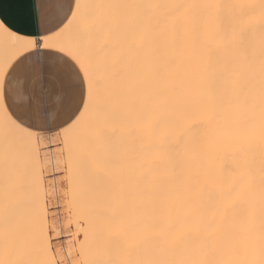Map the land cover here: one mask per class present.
<instances>
[{
    "label": "bare ground",
    "instance_id": "bare-ground-1",
    "mask_svg": "<svg viewBox=\"0 0 264 264\" xmlns=\"http://www.w3.org/2000/svg\"><path fill=\"white\" fill-rule=\"evenodd\" d=\"M77 2L88 6L82 13L103 21L94 32L97 43H84L78 16L48 36L43 43L49 47L42 45L93 63L104 85L100 107L62 133L67 164L42 156L43 140H32L29 156V130L4 108L7 68L36 47L33 38L0 28V260L57 264L74 257L72 246L55 252L52 239L70 234L69 227L57 226L59 220L74 217L77 231V210L49 219L44 203L29 213L31 207L11 198L44 192V174L66 165L76 173L81 161L94 174L130 180L122 205L133 200V254L149 249L152 262L162 264L264 257L258 250L264 248V0ZM18 181L23 185L12 184ZM88 234L86 241L94 233Z\"/></svg>",
    "mask_w": 264,
    "mask_h": 264
},
{
    "label": "rangeland",
    "instance_id": "rangeland-1",
    "mask_svg": "<svg viewBox=\"0 0 264 264\" xmlns=\"http://www.w3.org/2000/svg\"><path fill=\"white\" fill-rule=\"evenodd\" d=\"M43 57H44V64L46 66H50L54 60L59 59L61 56L57 57V56L48 55V54L43 53ZM46 78H47V84H48V97H49V100L51 102L50 103L51 125H50V129L48 131L43 132V133L38 135L40 137V140H43L46 143V146L41 147L39 152L42 156H45V154L47 153L46 157L49 159H51V158L54 159L56 157H60V159H62L63 162L67 164L70 154H69V151L64 146V143L62 140L63 131H61V128H60V125L62 124V118H58V113L61 112V105L58 102V100L56 99V97L53 95V87L55 86L56 90L58 91L59 90V84L55 81V78L47 71H46ZM50 141H51V146H49ZM57 143H59L61 145L60 148L56 147ZM61 149H63L62 154H61ZM50 150L52 151V153ZM71 159H72V156H71ZM49 162H51V160ZM118 164L116 163V165H118ZM80 166H81V163H80ZM80 166L77 168V172L73 173V174L71 173L72 172V166H71V170L67 171V169H68V168H66L67 165L64 167V169H62L63 170L62 176L57 174L54 177L52 172H51V174H44L45 175L44 176V182L46 184V190H44L45 193L44 192H41V193L21 192L18 195L12 197L11 201L18 199L19 203L26 204L28 207H31L32 210H30L29 213L35 211L37 206L44 203L45 208H46L45 212H46V215L48 216L49 219L57 218V215L59 213L63 212L65 209H69L70 207L72 209L77 210V212L80 214V218L77 220L78 221L81 220V221H79L80 226L77 229V231H76L75 226H74V223L76 221V219L74 217H72L68 220H59L57 222V226L60 229L63 230L67 226V227H70L71 232L69 235H65V236L63 235V236L59 237L58 239L54 240L52 242L53 250L55 252H57V251L64 252L67 250L68 246H72L73 249L75 248L74 249L75 252L73 253L74 255H72L74 257H71L70 261H69V259H64V260L57 261V264H71V262H74V261H81V262L87 261V262H89V264H115V262H116V264H127L128 260L130 261L129 264H135L136 262L134 259H136V256L138 259L137 260L138 264H151L150 262L153 261V259H152L153 256L150 257L151 253L149 254V249H144L143 251L140 252L141 253L140 256H138L136 254H133L134 249L131 250V247L133 246V244L128 243L129 238H131L132 237L131 235H133V230H132L133 228L132 227H134V223H135V220H134V218H132L133 216L131 215L133 212L132 208H131L132 206H130L132 204L133 200L130 201V203H129L130 205L128 204L129 206L127 205V207L126 206L123 207L122 201H123L124 195L127 192H129V190H130L129 185H128L130 180L129 179L123 180L122 178H120V179L109 178L108 179V177L104 176V174H98V173L94 174L92 171L87 169L88 166L86 167V165L84 166L85 168L82 166L80 167ZM114 167H115V165H114ZM80 169H82L81 170L82 172H80ZM84 170H87V171H84ZM114 172H113V175H114ZM116 174H119V172ZM94 179L97 182H95ZM85 180H86V182H85ZM53 181L57 182V185H54L52 187L51 184L53 183ZM19 182H21L20 185H19ZM16 183L17 182L12 183V184H14L17 187H20L21 185H23V181H18V183L17 184ZM85 186L87 187V189ZM42 193H44V195ZM89 193H91V195ZM87 194H88V196H87ZM85 195H86V197H85ZM57 196H59V197H57ZM118 196H119V198H118ZM19 197H20V199H19ZM52 197H53V199H51ZM12 199H14V200H12ZM42 200H43V202H42ZM98 200H100V201H98ZM87 202H89V203H87ZM70 204H71V206H68ZM121 211L123 212V214ZM117 212L118 213L120 212V213L117 215L116 214ZM124 217H125V219H124ZM123 220H125V221H123ZM127 220H128V222H127ZM90 221L95 222V224H93V225L91 224V225L94 227V229L97 227L96 230H99V231H96V230L93 231V229L89 227V226H91V225H89L91 223ZM122 221H123V223H122ZM125 222H127V223H125ZM123 224H124V226H121ZM131 225H132V227H131ZM85 227L86 228L88 227L87 230ZM89 228H90V231L88 230ZM74 229H75V231H74ZM80 231L84 234H88L91 232H92V234L94 233L93 235L91 234L92 236L90 234H88L92 237V239L90 238L88 241H86L84 234H82ZM86 231H88V232H86ZM124 231H126V232H124ZM51 233L52 232H50V234ZM99 233L100 234L102 233V234L99 235ZM102 235L104 237H102ZM94 236L97 239L94 238ZM99 236H101V237H99ZM98 238H101V239L103 238V241L101 239H98ZM122 238H123V240H122ZM92 240H93V242H95L97 240L95 242L96 244L91 242ZM103 242L105 243V245ZM90 243L95 244V245H93V246L89 245ZM109 244H110V246H109ZM129 245H131V246H129ZM254 249L257 250V248H253L250 250H254ZM77 250L79 252H76ZM258 250H264V248H262V249L258 248ZM131 251H132V253H131ZM126 253L127 254L129 253L130 255H135V256L130 257V255L127 256ZM113 254H115L116 256ZM139 258L141 261H145V262H141L139 260ZM249 258H248L249 260H247V258H246L244 260V262H242V263L243 264H251L254 262V261L253 262H251V261L255 259L256 263L255 262L254 263L260 264V261L264 260L263 256L258 257L260 259L255 258V257H253V258L249 257ZM157 261H158V263H160L159 260H155L154 262H157ZM139 262H141V263H139ZM154 262H152V263H154ZM246 262H248V263H246ZM158 263H155V264H158ZM242 263L238 262L236 264H242ZM160 264H162V263H160Z\"/></svg>",
    "mask_w": 264,
    "mask_h": 264
},
{
    "label": "crops",
    "instance_id": "crops-1",
    "mask_svg": "<svg viewBox=\"0 0 264 264\" xmlns=\"http://www.w3.org/2000/svg\"><path fill=\"white\" fill-rule=\"evenodd\" d=\"M65 13L67 5L58 4L53 8L48 0H0V21L10 31L28 38L36 39L38 33L47 36L56 33L58 30L55 25L64 18ZM54 51L41 46L21 55L7 68H12L11 75L7 79L4 75L2 82L3 105L9 116L11 117L7 109L11 108V112L23 120L24 128H30L38 134L48 131L51 125V102L46 72L41 73V65H45L43 53L57 57L62 54ZM21 89L24 90L23 94L18 96L17 92ZM61 236L63 235H58L52 242Z\"/></svg>",
    "mask_w": 264,
    "mask_h": 264
},
{
    "label": "snow or ice",
    "instance_id": "snow-or-ice-1",
    "mask_svg": "<svg viewBox=\"0 0 264 264\" xmlns=\"http://www.w3.org/2000/svg\"><path fill=\"white\" fill-rule=\"evenodd\" d=\"M49 4L56 7L58 4L67 5V13H65L64 18L60 20L58 24L55 25L57 30L61 29L65 21L72 23L73 20L79 16L80 25L82 26L84 43L92 47L97 43V39L94 38V32L98 30V25H102L103 21L100 18L89 17L88 15L82 13L80 10L82 6L77 0H48ZM93 7L97 8H123L131 7L130 5H95ZM70 14V15H69ZM7 25L0 21V28L7 29ZM51 31V30H48ZM15 35V33H13ZM36 39L32 41L33 47H49L46 43H43L48 39V36L44 33H38ZM101 45H106V41L101 36L99 38ZM59 51L64 52V49ZM66 57V58H65ZM12 68L10 67L5 72V79L11 75ZM49 72L55 81L59 84V90L57 91L55 86L53 87V95L56 97L61 105V112L58 113V118H62V124L60 125L61 131L67 135L71 130L78 127L84 117L93 109H98L100 107V93L102 87V81L99 76V69L96 65L91 62H85L80 56L76 55L74 52L68 51L64 52V56L57 60H54L50 66L41 65V73ZM23 89L17 92V95L23 94ZM29 104L31 101L29 100ZM15 124L21 127H25L23 120L20 116L11 112V108L7 109ZM24 115H27L25 113ZM31 129L29 128V156L31 155L30 145L32 140H35L37 144L39 143L40 137L38 135L32 136ZM51 146V141L49 142ZM57 148H60L59 143L56 144ZM63 149H61V154ZM86 161H81V166L86 165ZM57 174L63 175V170L54 169L53 176ZM0 264H24L23 261L14 260H0ZM260 264H264V260L260 261Z\"/></svg>",
    "mask_w": 264,
    "mask_h": 264
}]
</instances>
